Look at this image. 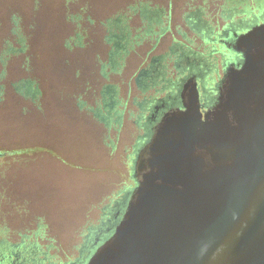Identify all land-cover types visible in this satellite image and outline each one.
<instances>
[{"label":"flooded vegetation","instance_id":"flooded-vegetation-1","mask_svg":"<svg viewBox=\"0 0 264 264\" xmlns=\"http://www.w3.org/2000/svg\"><path fill=\"white\" fill-rule=\"evenodd\" d=\"M52 5L33 34L10 14L0 40V101L5 77L13 92L0 106V264H86L122 218L139 150L192 98L204 119L243 62L239 39L264 24V0H88L71 29ZM70 193L80 204L60 209Z\"/></svg>","mask_w":264,"mask_h":264},{"label":"water","instance_id":"water-1","mask_svg":"<svg viewBox=\"0 0 264 264\" xmlns=\"http://www.w3.org/2000/svg\"><path fill=\"white\" fill-rule=\"evenodd\" d=\"M216 103L167 113L136 185L86 264H264V24L239 39Z\"/></svg>","mask_w":264,"mask_h":264},{"label":"trees","instance_id":"trees-1","mask_svg":"<svg viewBox=\"0 0 264 264\" xmlns=\"http://www.w3.org/2000/svg\"><path fill=\"white\" fill-rule=\"evenodd\" d=\"M86 4L88 0H83ZM82 0H0V40L8 34V29L10 25V14L13 12H16L17 20L20 23L21 28H24L26 32L33 34L37 33L40 28V20L42 18V12L43 8L46 6L53 7L52 11L56 8V6L52 4H59L58 12L59 16L62 21H64L67 29H71L72 26L69 24V14L73 8L74 5L78 6L79 3L83 2ZM16 7L15 11V5ZM24 4V5H23ZM27 6V7H25ZM25 12V14H28L27 17L22 14ZM28 12V13H27ZM100 30L101 28L97 26ZM4 35V36H2ZM2 36V37H1ZM19 63V62H18ZM16 63V64H18ZM22 65V63H20ZM10 79L9 77L4 78V84H3V99L0 101V106L5 108V101L8 99L9 96L13 94L11 86L9 84ZM2 124V122H1ZM5 126V125H4Z\"/></svg>","mask_w":264,"mask_h":264},{"label":"rangeland","instance_id":"rangeland-1","mask_svg":"<svg viewBox=\"0 0 264 264\" xmlns=\"http://www.w3.org/2000/svg\"><path fill=\"white\" fill-rule=\"evenodd\" d=\"M86 139H87V136H86V134H84V136H79V143L80 142H85L86 141ZM36 143H34L36 146L35 147H37L38 145H40V143L38 142V141H35ZM65 143V142H64ZM7 146H11V145H9V143L7 142V138H6V135L4 136L3 134H0V147H7ZM78 154L79 155H88L89 156V153L86 151V150H83V149H79L78 150ZM63 157H67L68 159L70 158V156H71V154H67L65 151H62V154H61ZM32 158H34V159H38L37 161H38V164H40V162L41 161H48L46 158H44L43 156H41V155H39V154H36V153H34L33 154V156H32ZM88 159V158H87ZM70 160H76V158H72V159H70ZM78 160V159H77ZM83 162H89L90 160H86V159H83L82 160ZM40 166L38 165H36V166H34L33 167V169L34 170H32L31 172L33 173V174H35V173H39V172H47V171H51L49 168H47V167H43V168H39ZM41 169V170H39V169ZM75 169H80V167H76ZM34 171V172H33ZM67 171V172H66ZM66 171H64V172H62V176L63 175H65V173H67V174H70V175H72V174H74L75 172H70V171H68V170H66ZM52 172V171H51ZM59 178V177H58ZM56 182L57 183H55V184H52V186L53 187H57L58 185V187H59V189H60V191H62V192H65V193H67L69 190L70 191H72V189H73V187H75V186H73L72 184H70V183H68L67 181H62L60 178H59V180L57 179L56 180ZM63 184V185H62ZM72 187V188H71ZM76 194V193H75ZM80 200H78L77 199V197L76 196H74V194H72V193H70V197H67L65 200H63L62 202H61V204H60V209L61 208H63V207H66V208H68L69 210H72V208H74V207H76L77 206V204L79 205L80 204ZM64 209V208H63Z\"/></svg>","mask_w":264,"mask_h":264}]
</instances>
